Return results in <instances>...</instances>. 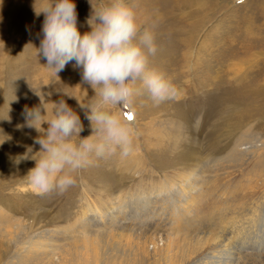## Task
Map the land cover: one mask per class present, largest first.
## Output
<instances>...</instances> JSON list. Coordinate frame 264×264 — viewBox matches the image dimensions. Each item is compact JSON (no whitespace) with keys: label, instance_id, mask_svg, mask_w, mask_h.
<instances>
[{"label":"rangeland","instance_id":"374dc122","mask_svg":"<svg viewBox=\"0 0 264 264\" xmlns=\"http://www.w3.org/2000/svg\"><path fill=\"white\" fill-rule=\"evenodd\" d=\"M193 1L128 0L137 14V22L155 33L157 52L150 57L152 66L167 73L179 90L176 98L159 104L146 94L135 100L137 111L133 119L140 135L134 152L146 156L147 170L131 178L125 172L131 171L127 169L131 158L117 154L82 169L77 183L64 193L41 195L33 191L25 178L29 169L35 167L32 156L41 148L34 143L39 135L34 128L19 127L25 124L22 114L25 105L29 108L39 105L38 92L51 110V103L63 96L80 115L84 125L80 136L84 138L92 134V129L77 99L86 103L95 92L82 82V69L73 67L75 61L57 76L44 67L46 59L36 54L45 18L37 12L50 0H0V264H22L26 237L22 223L37 233L56 226L66 229L83 211L87 214L93 191L118 186L115 193L127 192L141 181H158L173 170L179 172L199 163L210 167L214 159L218 162L215 168H210L213 172L219 170L220 174L230 175L228 170L233 162H242L249 174L258 165L256 159L249 161V157L261 156L264 160V0H199L197 6ZM75 3L78 27L83 34L90 31L87 21L92 5L90 0ZM92 3L95 5L98 0ZM249 89L259 91L260 98L256 96L255 100L246 92ZM196 110L202 112L197 117ZM172 124H185V129L178 133ZM252 144L257 148L255 152ZM239 146L243 153L234 160L230 154ZM29 148L32 152L28 153ZM25 155L28 158L19 164L15 162L18 156ZM262 165L257 170L264 173ZM237 173L240 180L242 170ZM259 185L264 189V183ZM226 199L227 196H222L216 200L222 204ZM215 222L204 219L195 224L199 230L187 222L185 226L174 225L182 231L178 237L192 234V238H213L208 251L197 256L198 263L202 254H209L211 246L218 251L232 249L227 246L232 235L223 231L222 226L216 229ZM192 229L193 233L189 232ZM157 230L163 242L172 232L170 228ZM233 241L239 249L236 240ZM236 248L229 252L235 254L232 257L235 264L264 263V258L251 256L253 253L244 249L235 251Z\"/></svg>","mask_w":264,"mask_h":264},{"label":"bare ground","instance_id":"6f19581e","mask_svg":"<svg viewBox=\"0 0 264 264\" xmlns=\"http://www.w3.org/2000/svg\"><path fill=\"white\" fill-rule=\"evenodd\" d=\"M198 2L193 1L195 6ZM246 92L254 99L256 96L260 98V92L255 89ZM197 110L195 117L201 112ZM172 127L179 133L185 129V124H172ZM150 146L155 147L153 144ZM241 146L230 154L234 160L240 159L243 153L239 151ZM251 146L255 152L256 146ZM134 151L133 155L127 156L132 160L128 161L127 167L131 171L125 170L131 178L144 172L149 165L146 156ZM260 157L251 156L248 160L256 159L259 169L264 163ZM211 162L210 167L199 163L179 172L173 170L158 181H141L127 192L115 193L116 184L108 191L107 188L106 191H93L94 198L88 204L87 214L83 211L66 229L56 226L37 233L22 223L20 226L26 236L22 246V264H235L232 258L235 254L229 253L236 248L233 240L239 246L235 251L244 249L253 253L251 256L264 258V189L259 185L264 183L263 170L255 169L246 174L242 162H233L228 170L230 175H223L219 170L213 172L210 169L217 166L218 160ZM239 170H242V176L237 180ZM222 196H227V199L220 204L216 199ZM227 211H230L228 215L225 214ZM204 219L209 223L216 221V229L222 226L223 231H229V236H232L228 238L231 242L227 246L233 250L226 247L224 251H218L211 246L209 254H202L198 263L195 261L199 259L197 256L207 250L209 244L212 245L213 238H192L193 229L189 231L190 237H178L182 231L174 225L185 226L187 222L199 230L196 225ZM158 227L172 230L169 236L166 235L165 242L156 234Z\"/></svg>","mask_w":264,"mask_h":264},{"label":"clouds","instance_id":"9594fccd","mask_svg":"<svg viewBox=\"0 0 264 264\" xmlns=\"http://www.w3.org/2000/svg\"><path fill=\"white\" fill-rule=\"evenodd\" d=\"M90 2V31L83 34L78 27L75 0H50L37 12L45 17L43 38L36 48L37 56L47 61L44 67L58 76L75 61L73 67L82 69V82L95 92L86 103L77 99L92 129V134L84 138L80 136L84 130L81 117L63 96L51 103V110L38 92L40 104L32 108L25 105V124L19 127L34 128L39 133L34 143L41 146L32 156L35 167L25 178L41 195L64 193L77 183L82 169L99 159L132 154L140 131L134 119L128 117L137 111L138 96L146 94L159 104L179 95L173 79L152 66L156 36L137 22L133 5L128 0H98L95 5ZM25 158L27 155L18 156L15 162L19 164Z\"/></svg>","mask_w":264,"mask_h":264},{"label":"snow or ice","instance_id":"6c2138e0","mask_svg":"<svg viewBox=\"0 0 264 264\" xmlns=\"http://www.w3.org/2000/svg\"><path fill=\"white\" fill-rule=\"evenodd\" d=\"M129 119H133V117L131 116V115H129V117H128Z\"/></svg>","mask_w":264,"mask_h":264}]
</instances>
